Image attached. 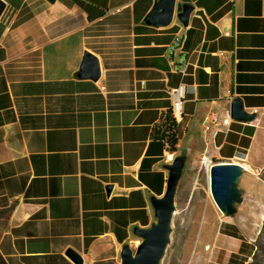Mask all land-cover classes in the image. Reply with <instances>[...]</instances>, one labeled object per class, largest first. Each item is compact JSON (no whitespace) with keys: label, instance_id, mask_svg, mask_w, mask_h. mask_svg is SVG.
<instances>
[{"label":"crops","instance_id":"obj_1","mask_svg":"<svg viewBox=\"0 0 264 264\" xmlns=\"http://www.w3.org/2000/svg\"><path fill=\"white\" fill-rule=\"evenodd\" d=\"M4 1L0 254L7 264H75L69 248L84 264L113 258L109 250L157 221L153 200L177 156H186L185 167L189 158H214L261 168L248 160L264 134V0H177L176 12L194 5L189 24L175 15L167 26L147 21L156 0ZM176 36L182 43L171 54ZM85 51L100 59L98 80L77 75ZM182 80L187 97L175 119L169 90ZM235 97L255 120L231 118Z\"/></svg>","mask_w":264,"mask_h":264},{"label":"rangeland","instance_id":"obj_2","mask_svg":"<svg viewBox=\"0 0 264 264\" xmlns=\"http://www.w3.org/2000/svg\"><path fill=\"white\" fill-rule=\"evenodd\" d=\"M256 146L258 152L248 161L254 169L261 168L239 179L242 201L233 214L222 212L211 193L210 168L217 160L189 158L177 185L170 242L160 264H230L231 254H237L235 264L246 259L248 264L256 243L260 249L253 264H264V134ZM141 239L138 236L130 246L136 249ZM107 255L121 264V250L112 248Z\"/></svg>","mask_w":264,"mask_h":264},{"label":"water","instance_id":"obj_3","mask_svg":"<svg viewBox=\"0 0 264 264\" xmlns=\"http://www.w3.org/2000/svg\"><path fill=\"white\" fill-rule=\"evenodd\" d=\"M177 0H156L153 9L147 17V21L155 26H167L172 23L175 15L184 24L188 25L194 5L185 2L181 10L176 12ZM6 3L0 0V15L4 12ZM77 75L80 78L98 80L101 76V62L99 57L91 51H85L80 70ZM231 118L244 122L256 119V112L246 110L243 99L235 97L230 104ZM186 164V156H177L168 165L170 170L167 187L161 197L154 198L157 221L144 228H136L135 234L142 239L133 249L130 244H124L121 248V264H160L170 242L172 232V218L175 207V194L179 179L182 176ZM243 167L233 161L213 162L210 168V189L212 196L225 214L236 212V203L242 201L241 190L238 182L243 175ZM113 185L109 184L107 190L111 192ZM66 254L75 264H84L85 258L79 251L69 248Z\"/></svg>","mask_w":264,"mask_h":264},{"label":"built area","instance_id":"obj_4","mask_svg":"<svg viewBox=\"0 0 264 264\" xmlns=\"http://www.w3.org/2000/svg\"><path fill=\"white\" fill-rule=\"evenodd\" d=\"M182 43V37L176 36L173 43L170 46V53L173 54L178 46ZM182 75L187 74V66L184 65L180 69ZM172 103L178 104V112H172L175 119L180 118L183 114V104L187 97V84L182 80L177 86L172 87L169 90ZM205 163V161H204Z\"/></svg>","mask_w":264,"mask_h":264},{"label":"trees","instance_id":"obj_5","mask_svg":"<svg viewBox=\"0 0 264 264\" xmlns=\"http://www.w3.org/2000/svg\"><path fill=\"white\" fill-rule=\"evenodd\" d=\"M173 122L175 123V121L173 120ZM177 137L175 135H173L172 139L170 140V148L173 150H176V143H177ZM219 161V160H217ZM243 245V242H242ZM260 249V244L256 243V246L254 247V251L251 252V254L249 256L253 257V260L250 261L248 264H253L254 260L258 258V250ZM236 257L237 254H231L230 259H229V263L230 264H235L236 262ZM111 259L113 258H100L97 259L93 262V264H116L114 261H112ZM248 259L244 260L243 262H241L240 264H245V262ZM0 264H7L3 258V256L0 254Z\"/></svg>","mask_w":264,"mask_h":264},{"label":"bare ground","instance_id":"obj_6","mask_svg":"<svg viewBox=\"0 0 264 264\" xmlns=\"http://www.w3.org/2000/svg\"><path fill=\"white\" fill-rule=\"evenodd\" d=\"M172 112H178V104L172 103ZM239 164L243 167L244 171L250 172V168L247 164H241V163H239Z\"/></svg>","mask_w":264,"mask_h":264}]
</instances>
